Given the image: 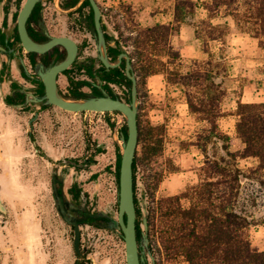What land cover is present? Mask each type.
<instances>
[{"label": "rangeland", "instance_id": "rangeland-1", "mask_svg": "<svg viewBox=\"0 0 264 264\" xmlns=\"http://www.w3.org/2000/svg\"><path fill=\"white\" fill-rule=\"evenodd\" d=\"M97 1L104 9H108L105 12L108 30L120 40L129 55L133 56L138 79L140 128L144 133L151 130L154 135H158L162 143V153L151 158H145L142 153L143 141L138 144L137 149L140 160L136 169V194L142 213L149 215L155 212L163 197L181 194L189 186L200 182L203 177L201 167L207 156L219 159L224 154L223 141L220 139L206 141L202 149L194 145L195 141L199 143V134L205 133L207 126L194 115L188 114L183 89L178 84L167 81V72L175 69L186 72L195 62L204 64L210 60L212 64L209 69L217 80L221 81L222 88L226 91L221 109L224 113L223 127L228 131L234 123L232 114H235L237 100L243 96L250 102L264 101V47L259 45L253 34L239 29L225 8L211 20L213 23H227L228 33L223 40H208L206 28L201 21L208 19L204 4L209 0H195L194 12L188 14L187 20L182 23L188 24V29L182 34L180 30L173 32L168 39L169 44L179 51L180 60L175 61L168 55L167 48L159 46L151 50L150 55L161 59L165 64L159 66L157 73L145 76L139 70L143 62L137 57L133 37L139 29L150 25L149 20H146L149 12L169 10L174 7L175 0ZM157 1L166 3L157 4ZM13 9L15 11L17 8ZM196 30L199 31L200 37H197ZM61 88L63 92L67 91L66 82ZM85 90L90 92L88 88ZM114 90L122 96L127 93V87L124 86L114 85ZM1 112L0 110V131L6 132L8 123L5 122L6 119L2 120ZM10 122L12 121L9 119ZM66 122L72 125L70 145L75 154L82 151V141L87 138L94 144L101 139L112 144V148L118 142V148L122 151L123 140L120 134L126 122L121 113H67ZM227 134L230 137L229 149L240 150L242 142L236 132ZM6 147L8 146L0 135V193L7 207L6 215L0 213V264H23L25 253H29L31 259L32 255L27 251V246L19 243L35 234L33 228H36L38 236L46 242V249L55 248L51 246V242L55 241L59 245L57 250L64 252V257L73 263L75 254L69 247L73 231L57 214L51 194L49 179L53 166L39 157H33V153H27L19 159L12 158L8 162L4 154L11 150ZM108 161L109 157L106 163H109ZM237 162L246 175L241 181L242 194L239 205L245 209L251 222L249 237L252 244L264 250V172L258 175L251 171L257 164L254 157L241 158ZM173 166L176 167L175 171L169 169ZM16 177L18 180H15ZM100 178L101 186L97 191L98 195L94 197L97 200L96 205L117 217L118 184L114 170H109ZM181 203L186 207L190 200L182 198ZM150 239L152 257L146 253L147 264H186L180 254L174 258L167 257L159 234L152 233ZM60 242L68 245L69 252L67 246L62 247ZM82 247L87 253L79 264H126L125 242L118 230L84 226ZM34 259L33 264H38L35 257Z\"/></svg>", "mask_w": 264, "mask_h": 264}, {"label": "trees", "instance_id": "trees-1", "mask_svg": "<svg viewBox=\"0 0 264 264\" xmlns=\"http://www.w3.org/2000/svg\"><path fill=\"white\" fill-rule=\"evenodd\" d=\"M195 0H175L174 23H157L139 29L133 37V44L139 60H142L140 72L149 76L159 71L165 63L152 57L151 50L161 46L168 49V55L175 61L180 60L179 51L168 42L170 35L177 32L187 15L195 10ZM208 19L203 20L207 39L223 40L229 31L227 23H213L212 18L225 8L233 17L239 29L253 34L259 45L264 47V0H209L204 4ZM197 37H200L196 30ZM111 40H114L110 36ZM132 38L129 37V39ZM117 55L116 48L111 56ZM131 60L133 56L130 55ZM210 60L182 72L179 69L167 72V81L182 87L188 109L191 113L206 121L205 133L199 134L202 141L197 144L204 146L210 139L223 141L224 154L219 159L207 156L201 167L202 179L196 185L189 186L181 194L163 197L158 202L155 212L149 213V239L152 233L159 234L168 258L182 255L186 264H264V250L252 244L249 237L251 224L245 209L241 208V181L245 177L237 160L254 157L257 164L251 171L258 175L264 172V101L243 102L237 100L235 115L236 136L242 142L237 151L229 149L230 137L220 130L218 120L223 116L221 102L226 95L221 81L217 80L209 69ZM137 69V67H136ZM114 82H121L125 77L119 68L113 69ZM82 82L71 78L70 98L86 97L80 91ZM111 95V89H109ZM7 102H10L7 100ZM127 129H125L126 135ZM143 141V155L151 158L162 153V143L158 135L144 131L139 125V143ZM121 154L119 153V157ZM140 156L136 153L134 170L135 203L137 208V238H141L142 210L136 194V169ZM119 165V162H118ZM162 166V164H160ZM163 169V167H162ZM175 171L176 167L169 168ZM182 198H189L188 206H183ZM159 221V223H157ZM152 249V239L149 241Z\"/></svg>", "mask_w": 264, "mask_h": 264}, {"label": "flooded vegetation", "instance_id": "flooded-vegetation-1", "mask_svg": "<svg viewBox=\"0 0 264 264\" xmlns=\"http://www.w3.org/2000/svg\"><path fill=\"white\" fill-rule=\"evenodd\" d=\"M24 1L0 0V96L3 98L5 104L11 108L21 112H29L31 115L26 128V135L30 139V145L34 147L35 152L33 157H39L53 166L49 179L51 194L57 214L73 231L72 243L69 245L75 254V261L71 264H79L80 260L87 253L82 247L84 226H95L121 232L120 229L114 227L111 213L98 208L96 205L97 200L94 199L98 195L97 191H99V187L101 186L100 177L107 174L109 170H114L119 192L118 162L120 164L121 156L119 157V153L121 154V151L118 148L117 142V146L114 145L112 155L108 161L109 163L101 164L97 156L104 151L105 145H100L98 142L94 144L90 138H87L82 141V151L75 154L73 152L74 148L70 145L72 140V125L67 123L66 120L65 129L67 138L69 134L71 135L66 143V155L55 160L38 144L34 134L35 123L38 121L40 111L46 107H59L55 104L44 103V101H36V98L43 97L45 94L41 72L56 62L63 60L68 53V49L63 44H56L44 53L29 51L25 48L19 39L17 31V16ZM97 3L101 11V24L105 34L108 58L113 63L118 60L121 53L127 51L120 40L108 30V23L105 19V12L108 9H104L99 1ZM13 7L17 9L14 11ZM26 26L29 36L36 42L43 43L49 41L52 37L65 36L72 39L77 45V54L74 61L68 68L57 75V87L62 95L66 96V94H69L70 81L73 78L76 81L82 82L79 89L86 93L87 96L101 95L103 90L110 94L109 89H111L113 94H110L111 96L125 98L126 101H130L131 81L125 73L126 58L123 57L121 63L116 67H106L99 59L94 11L89 0H39L35 4L26 22ZM110 36L114 40H111ZM113 48L117 50L115 58L111 56ZM131 63L133 71L136 74L132 60ZM115 68H119L125 75V77L120 78L121 82H114L112 80L114 75L113 69ZM64 82L67 84L66 92H63L61 88ZM4 84L7 86L6 91L2 86ZM114 85L127 87V93L124 96L117 94L114 90ZM85 88H88L90 92H87ZM7 100L10 102H7ZM59 108L65 113L90 112L88 110L75 112ZM35 111L38 114L33 119ZM106 121L109 123L108 120ZM55 123H57L56 119ZM109 125L111 126L110 123ZM125 129H127L126 123L120 134L121 140H123L122 135H127V132L125 135ZM54 184L59 193H63L66 197L64 204L67 209V216L80 221L81 254L77 253L74 247V226L68 223L58 210L53 190ZM95 213H101V216L97 220L92 217ZM56 255L59 258L64 257L63 254L59 253Z\"/></svg>", "mask_w": 264, "mask_h": 264}, {"label": "water", "instance_id": "water-1", "mask_svg": "<svg viewBox=\"0 0 264 264\" xmlns=\"http://www.w3.org/2000/svg\"><path fill=\"white\" fill-rule=\"evenodd\" d=\"M39 0H25L17 16V31L19 39L25 48L29 51L44 53L56 44H63L67 47L68 53L66 57L48 67L41 72V77L44 83L45 94L43 97L36 98V101H44V103L55 104L69 111H97L120 112L126 122L127 135H122L123 144L119 164V192H118V215L111 216L114 222V227L120 229L125 242V256L127 264H147L146 253L151 257L149 248V224L148 215L142 213L141 223V238H137V208L135 203L134 189V170L133 162L137 153L139 144V123H138V81L131 59L127 52L119 55L116 62H111L107 54V45L104 30L101 24V11L96 0H89L94 11V23L97 31V49L99 59L106 67H116L121 63L123 57L126 58V76L130 79L131 98L126 101L123 98L111 96L105 90L101 95L86 96L81 98H70L62 95L57 87V75L68 68L74 61L77 54V45L75 42L65 36L52 37L49 41L39 43L34 41L28 34L26 22ZM38 112L35 111L33 119L37 117ZM54 194L59 212L64 219L74 226V247L77 253L81 254L80 250V221L76 218L67 216V209L64 201L66 200L63 193H59L54 184ZM0 213L7 214V207L3 203L0 193ZM101 216V213L92 215L96 220Z\"/></svg>", "mask_w": 264, "mask_h": 264}, {"label": "crops", "instance_id": "crops-1", "mask_svg": "<svg viewBox=\"0 0 264 264\" xmlns=\"http://www.w3.org/2000/svg\"><path fill=\"white\" fill-rule=\"evenodd\" d=\"M130 1V0H129ZM165 4L166 1H157V4ZM164 8V7H163ZM146 20H149L150 25H155L157 23H174V7L169 10H158L157 12H149L146 15ZM189 27L188 24H181L180 28V33L182 34L185 30H187ZM203 50V48H202ZM204 51V50H203ZM200 52V51H199ZM206 52V51H204ZM3 88H7L6 84L2 85ZM1 86V88H2ZM241 101L243 102H250L244 99L242 96ZM185 106L187 108L188 114L189 115H194L195 118L199 119L196 114H193L189 111L188 105L186 103V100L184 101ZM237 103V101H236ZM0 110L2 111L1 113L3 114L2 120L4 121L6 119L7 129L5 131H0V135L2 138V141L7 144L9 150L8 153L4 154L5 159L9 162L10 159H19L23 158L27 153L29 154H34V147L30 145V139L26 135V128L29 124L30 120V113L29 112H24V111H17L14 108H11L5 102L3 101V98L0 96ZM62 109L59 107L53 106V107H46L42 109L39 113L38 116V121L35 123V137L37 139L38 144L43 148V150L53 159H59L60 157L66 155L67 148H66V143L70 139L71 135L69 134L67 138L66 134V129H65V120L67 113L62 112ZM191 113V114H190ZM70 114V113H69ZM234 117V123L233 126L227 131L223 127V118L224 115L221 116L218 120L219 128L220 130L224 132H228L229 134H235V122L237 116L232 114ZM9 119L10 122L9 123ZM55 119L57 123H55ZM60 120L62 121L60 123ZM8 121V122H7ZM205 122L206 126L207 123L204 120H201ZM25 131V132H24ZM72 131V130H71ZM71 133V132H70ZM98 143L101 145H105L104 151L97 156V159L101 164H106V160H108V157L110 159V156L112 155V144L105 143V141H102L99 139ZM117 143V142H116ZM114 144V143H113ZM112 145V146H111ZM194 145L198 146L200 149L201 146L197 144V142H194ZM11 148V149H10ZM12 153V154H11ZM6 173V172H5ZM7 174V173H6ZM0 176H2L0 174ZM5 180V178H2V180ZM15 180H18V177H16ZM33 227H35L33 225ZM33 232L35 233L32 237H28L27 239H23L20 241L19 245L23 244V246H27V251L31 252V259H29V253L26 254L25 258V264H33L35 261L34 257L36 258L38 264H71L72 262L68 260V258L62 257L59 258L56 254H63L64 252L57 250V247L59 246L58 243L53 241L51 242V246H55L52 250L46 249L45 246V241L42 239V237L38 236L36 233V228H33ZM45 242V243H44ZM60 245L63 247L67 246V252H69V247L66 245V243L60 242ZM26 249V248H25ZM57 252V253H56ZM23 263V264H24ZM22 264V263H21Z\"/></svg>", "mask_w": 264, "mask_h": 264}]
</instances>
